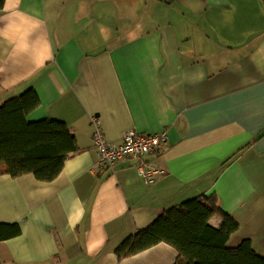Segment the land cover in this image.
<instances>
[{"label": "crops", "instance_id": "obj_1", "mask_svg": "<svg viewBox=\"0 0 264 264\" xmlns=\"http://www.w3.org/2000/svg\"><path fill=\"white\" fill-rule=\"evenodd\" d=\"M33 90L27 120L65 123L78 153L49 183L0 174V264H175L166 243L117 250L165 211L198 199L239 225L264 258V0H5L0 106ZM97 119L99 125L93 123ZM98 127V128H97ZM168 133L144 162L96 168L94 134Z\"/></svg>", "mask_w": 264, "mask_h": 264}, {"label": "trees", "instance_id": "obj_2", "mask_svg": "<svg viewBox=\"0 0 264 264\" xmlns=\"http://www.w3.org/2000/svg\"><path fill=\"white\" fill-rule=\"evenodd\" d=\"M4 3L5 0H0V9ZM39 106L32 89L0 106V174L13 178L33 175L38 181L49 183L59 177L65 163L78 153L76 136L65 123L27 120ZM219 212L214 199L189 200L165 211L149 228L128 239L117 255L123 259L166 243L178 252L175 264H264V258L257 255L250 240L234 249L227 246L239 225L222 211L221 228L211 226L210 219ZM20 234L18 224H0V242Z\"/></svg>", "mask_w": 264, "mask_h": 264}, {"label": "built area", "instance_id": "obj_3", "mask_svg": "<svg viewBox=\"0 0 264 264\" xmlns=\"http://www.w3.org/2000/svg\"><path fill=\"white\" fill-rule=\"evenodd\" d=\"M97 126V119L93 120ZM98 128V127H97ZM168 142V133L163 131L158 134H141L137 130L128 131L120 144L110 143L106 140L100 129L94 134V147L97 152L98 160L96 168L101 172L113 169L119 162L126 159H137L141 161L138 172L149 184H153L157 176L163 175V170H153L144 159L152 154L160 153Z\"/></svg>", "mask_w": 264, "mask_h": 264}]
</instances>
